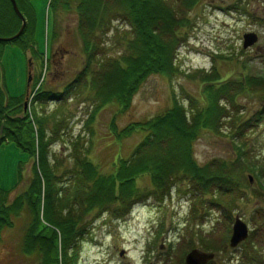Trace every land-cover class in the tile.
Here are the masks:
<instances>
[{
    "label": "rangeland",
    "instance_id": "1",
    "mask_svg": "<svg viewBox=\"0 0 264 264\" xmlns=\"http://www.w3.org/2000/svg\"><path fill=\"white\" fill-rule=\"evenodd\" d=\"M67 1L74 7L71 12L65 10V0L58 1L56 11L50 5L48 8L51 0H31L37 10L38 48L47 51V56H43L44 63L40 66L39 59L31 58L30 50L23 53L18 46L8 47L2 55L4 66L0 77L2 86L11 95L24 91L30 94V109L44 116L56 113L63 121L62 127H66L63 136L51 146L52 158L60 165H72L73 143L77 141L83 144L82 156L109 173L119 158L130 157L143 138L141 133L117 138L111 134L112 124L120 132L132 122L162 114L175 101L186 109L190 99L202 106L201 77L205 74L233 84V81L245 83L251 76L264 77V0H199L190 9L183 8L180 0H168L179 18L188 19V24L178 32L181 39L174 61L178 73L148 77L127 111H121L115 104L101 106L91 100L93 85L89 83L87 88L86 81L75 84L87 58L79 35L81 11L80 6L76 7L79 0ZM113 6L114 11L119 10L115 3ZM120 13L108 18V37L116 36L113 43L130 31L125 21L117 18ZM248 33H255L258 42L244 50L243 36ZM6 36L0 30V37ZM34 47L38 52L35 42ZM122 49L121 45L112 51L108 49L107 56L116 57ZM24 60L26 64L28 60L34 64L25 67ZM71 85L73 88L67 94ZM229 85L236 89L232 101L231 90L221 92L226 97L222 103L229 110V118H222L219 132L204 130L199 135L193 143L192 156L198 166L216 168L213 162L236 159L235 146L239 142L248 150L245 165L254 168L234 174L238 186L213 187L207 195L178 181L171 195L161 200L152 196L154 189L148 176L138 178L136 184L146 198L137 200L129 211L116 214L111 209L88 216L89 232L79 246L77 264H184L185 256L196 249L215 254L210 264H264V101L259 97L264 86L248 85L245 91L242 88L243 93L237 85ZM40 87L63 93L62 98L54 99L53 104L40 100L41 105H35L33 99ZM258 112L260 115H255ZM26 159L12 142L0 147L2 189L13 193L18 190L15 186L20 164L21 170L25 169L22 174L26 178L31 175L32 164ZM25 214L2 234L0 264H37L20 249ZM236 216L248 226L249 237L237 249H231L229 241Z\"/></svg>",
    "mask_w": 264,
    "mask_h": 264
},
{
    "label": "trees",
    "instance_id": "2",
    "mask_svg": "<svg viewBox=\"0 0 264 264\" xmlns=\"http://www.w3.org/2000/svg\"><path fill=\"white\" fill-rule=\"evenodd\" d=\"M15 1L28 26L19 39L11 43L0 42V60L3 47L10 44L23 52L30 50L35 57L43 55L38 45V52L34 47V42L37 44L36 20L30 0ZM53 1L51 8L56 11L55 5L59 0ZM180 1L183 8L190 9L199 0ZM78 2L76 7L80 6L81 11L79 35L87 60L75 84L86 81L87 88L89 83L93 85L91 100L101 106L115 104L121 111H127L148 77L178 73L174 62L181 39L178 32L188 24V19L179 18L168 0ZM114 3L119 7L118 11H114ZM65 4V10L71 12L74 7L67 0ZM0 11V30L7 31L8 36L15 35L20 20L10 0H0ZM118 12L121 13L117 18L125 21L130 31L113 43L116 36L108 37V18L116 17ZM120 45L123 49L118 56H107L108 49L112 51ZM201 81L204 85L202 106L195 99H190L186 109L175 101L172 108L162 114L132 122L120 132L112 124L111 134L117 138L135 133H141L143 138L130 157L127 160L119 158L109 173H104L89 158L82 156L83 144L77 141L73 143L72 165H60L55 161L51 146L63 136L66 128L62 127L63 121L56 113L44 116L34 108L25 113V95H11L0 81V147L12 142L27 156L26 162L32 164L31 175L27 178L22 174H25V169L21 170L19 165L16 194L0 187V240L4 231L13 228L25 212L27 220L22 228L20 244L23 255L37 264H77L79 246L89 232L88 216L104 214L111 209L116 214L129 211L137 200L146 198L136 184L140 177H149L154 189L152 196L159 200L167 197L178 181L202 194H209L213 187L238 186L234 174L254 168V165H245L249 155L243 144L237 142L235 160L213 162L216 168L198 166L192 156V146L204 130L219 132L222 118L225 119L229 112L222 103L226 97L221 92L236 90L229 84L237 85L238 91L244 93L248 85L263 87L264 77L251 76L245 83L233 81V84L213 80L210 74H205ZM67 88V94H70L73 85ZM38 92L33 99L35 105H41L40 100L53 104L54 99L62 98L63 94L49 89ZM235 94L230 97L231 101ZM259 97L264 101V90Z\"/></svg>",
    "mask_w": 264,
    "mask_h": 264
},
{
    "label": "water",
    "instance_id": "3",
    "mask_svg": "<svg viewBox=\"0 0 264 264\" xmlns=\"http://www.w3.org/2000/svg\"><path fill=\"white\" fill-rule=\"evenodd\" d=\"M13 8L15 13L20 17L22 20V27L19 31V33L12 39L18 38L21 33L23 32L26 22L24 18L21 16L14 0H11ZM12 40H4L5 42H9ZM258 41V37L254 33H249L243 36V48L248 49L252 47L254 44H256ZM249 180L252 181V179L249 177ZM248 227L246 224L239 218L236 217L233 228H232V236L229 241L230 248L235 249L237 248L242 242H244L248 237ZM214 259V254L211 253H204L199 250H193L191 251L186 257H185V264H208Z\"/></svg>",
    "mask_w": 264,
    "mask_h": 264
},
{
    "label": "bare ground",
    "instance_id": "4",
    "mask_svg": "<svg viewBox=\"0 0 264 264\" xmlns=\"http://www.w3.org/2000/svg\"><path fill=\"white\" fill-rule=\"evenodd\" d=\"M5 32V31H4ZM6 33H7V36H6V38H8V39H10V40H12L14 37H15V35H10V36H8L9 34H8V32L6 31ZM249 34V33H248ZM246 35V34H245ZM256 77H258V76H256ZM232 94H235V93H233L232 92ZM230 114H228V116H229ZM228 116H226L227 118H229Z\"/></svg>",
    "mask_w": 264,
    "mask_h": 264
}]
</instances>
